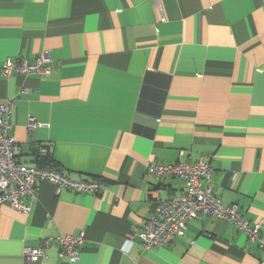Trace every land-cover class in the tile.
<instances>
[{
  "label": "crops",
  "instance_id": "crops-1",
  "mask_svg": "<svg viewBox=\"0 0 264 264\" xmlns=\"http://www.w3.org/2000/svg\"><path fill=\"white\" fill-rule=\"evenodd\" d=\"M50 57V74L0 76V103L18 161L45 166L99 193L38 185L23 216L0 206V264H264V250L213 217L182 237L143 248L136 237L183 179L146 172L209 161L212 188L264 236V0H0V69L6 59ZM38 124L27 129L28 119ZM82 236L69 262L48 236Z\"/></svg>",
  "mask_w": 264,
  "mask_h": 264
},
{
  "label": "built area",
  "instance_id": "built-area-1",
  "mask_svg": "<svg viewBox=\"0 0 264 264\" xmlns=\"http://www.w3.org/2000/svg\"><path fill=\"white\" fill-rule=\"evenodd\" d=\"M50 57L43 53L33 61L26 59H6L0 69V76L9 79L15 75L50 74ZM14 99H6L0 103V206L6 205L10 209L27 216L31 204L36 200L38 185L41 182L52 184L56 193L70 190L78 194L99 193L98 182H76L65 175L46 168L31 167L18 161L20 149L15 142L10 122ZM38 124L33 118L28 119L27 129L32 130ZM45 147L38 148L39 155H45ZM145 170L153 176L172 175L181 178L186 183L182 196H173L162 200L158 208L144 221L137 232V238L142 247H160L172 243L182 237L189 222L200 217H213L231 223L238 233L244 234L250 241L257 243L264 250V236L261 221H247L236 205H224L212 192V188L203 185L208 181L212 168L207 160H197L193 164L178 163L162 165L147 162ZM82 236L56 235L44 238L39 247L23 250L26 262L45 257L46 249L56 245L69 262H76L79 258Z\"/></svg>",
  "mask_w": 264,
  "mask_h": 264
},
{
  "label": "trees",
  "instance_id": "trees-1",
  "mask_svg": "<svg viewBox=\"0 0 264 264\" xmlns=\"http://www.w3.org/2000/svg\"><path fill=\"white\" fill-rule=\"evenodd\" d=\"M35 153H36V159H37V167L45 168V166H47V164L50 162L48 152L42 156L38 154V150H36Z\"/></svg>",
  "mask_w": 264,
  "mask_h": 264
}]
</instances>
